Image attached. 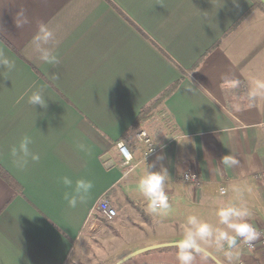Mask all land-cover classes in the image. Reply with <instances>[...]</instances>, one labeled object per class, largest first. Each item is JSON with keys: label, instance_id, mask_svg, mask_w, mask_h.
Instances as JSON below:
<instances>
[{"label": "crops", "instance_id": "1", "mask_svg": "<svg viewBox=\"0 0 264 264\" xmlns=\"http://www.w3.org/2000/svg\"><path fill=\"white\" fill-rule=\"evenodd\" d=\"M20 12L28 23L16 27ZM40 23L55 33V65L33 51ZM0 51L16 64L0 67V264H116L175 243L189 215L217 225L227 203L247 207L249 222L264 230V103L235 111L221 86L225 75L240 79L243 96L252 78L264 79V10L250 0H0ZM37 88L47 107L34 112L27 97ZM142 130L160 147L149 157L133 142ZM24 137L40 159L21 171L12 149ZM120 142L132 148L128 165ZM227 154L239 164L225 169ZM145 163L168 169L167 216L146 212L137 190ZM64 175L93 183L74 209ZM101 197L117 210L111 223L96 213ZM239 251L238 264H264L261 246ZM124 264L179 262L156 250Z\"/></svg>", "mask_w": 264, "mask_h": 264}, {"label": "clouds", "instance_id": "2", "mask_svg": "<svg viewBox=\"0 0 264 264\" xmlns=\"http://www.w3.org/2000/svg\"><path fill=\"white\" fill-rule=\"evenodd\" d=\"M235 3V0H233ZM19 19L15 22L16 27H22L28 23L23 12L18 13ZM55 33L45 23H40L38 32L32 40V48L37 59L45 64L55 65L58 63L57 56L48 45L54 42ZM0 67L6 68L9 72L16 68L13 59L9 58L3 51H0ZM240 79L225 75L222 80V87L233 93L234 103L232 109L239 111L242 104L247 102L248 107H254L258 103H264V79L254 77L250 81V86L243 96L237 94L241 88ZM27 103L32 107L41 109L47 107L44 90L37 88L27 97ZM35 112V111H34ZM31 140L24 137L18 148L12 149L15 158L14 164L21 171L28 165L29 161L36 162L40 159L39 153H34L31 148ZM163 147V146H161ZM163 155L156 157L157 161L163 160ZM219 163L229 169L239 164L233 155H224ZM155 164L145 163L143 175L137 183V190L145 198L146 212L154 216H167L171 212L169 195L165 191L167 183L171 180L168 169L160 166L159 170H153ZM60 183L68 189L64 192V199L69 208H76L78 204H84L93 189V183L89 179H73L71 175L60 177ZM227 189L221 188L220 195L224 196ZM242 199V195H241ZM218 217V224H210L198 215H189L182 223L180 238L175 242L177 249L176 258L179 264H193L196 255L206 258L210 249L222 253L227 264H238L241 244H249L256 240L259 233L256 227L249 222L251 215L249 209L244 206L227 203L218 208L215 212Z\"/></svg>", "mask_w": 264, "mask_h": 264}, {"label": "built area", "instance_id": "3", "mask_svg": "<svg viewBox=\"0 0 264 264\" xmlns=\"http://www.w3.org/2000/svg\"><path fill=\"white\" fill-rule=\"evenodd\" d=\"M136 146H141L144 149L145 155L144 157H149L160 150V147L154 142L152 137L144 130L138 131L134 135V141ZM117 149L119 155L121 157L122 162L125 165H128L133 159V152L132 148L128 146L124 142H120L117 144ZM260 178L264 179V170L259 174ZM180 180L185 183H192L195 182V177L190 174H184L181 176ZM264 207V206H263ZM96 213L103 219L105 223L113 222L118 214L117 210L112 207L110 202L105 198L101 197L95 206ZM259 235L256 240L252 241L249 244H243V246L249 250L253 251L259 245L263 249V259H264V230L258 232Z\"/></svg>", "mask_w": 264, "mask_h": 264}, {"label": "water", "instance_id": "4", "mask_svg": "<svg viewBox=\"0 0 264 264\" xmlns=\"http://www.w3.org/2000/svg\"><path fill=\"white\" fill-rule=\"evenodd\" d=\"M174 247H175V243H172V244H164V245H159V246H154V247H149V248L141 249V250L135 251V252L131 253L130 255L124 257L123 259H121L120 261H118L116 264H124L125 262L133 259L134 257L139 256V255H142V254L147 253V252L161 250V249H166V248H174ZM207 257L214 264H222L218 260H216L214 257H212L210 254Z\"/></svg>", "mask_w": 264, "mask_h": 264}, {"label": "trees", "instance_id": "5", "mask_svg": "<svg viewBox=\"0 0 264 264\" xmlns=\"http://www.w3.org/2000/svg\"><path fill=\"white\" fill-rule=\"evenodd\" d=\"M252 2V7L255 9H261L264 10V8L262 7V5L258 2V0H250ZM175 89V87L170 88L166 93H164L162 95L161 98L167 96L168 94H170L173 90ZM157 104V103H156ZM155 105V104H154ZM152 108V107H151ZM150 108V109H151ZM150 109L144 110L142 111V113H140V116L138 117V121H144L146 119L147 114L150 112ZM0 175L2 177L5 178V174L0 170ZM167 250H177L175 247L174 248H166V249H161L160 251H167ZM207 259H209L208 257H206ZM210 260V259H209ZM211 261V260H210Z\"/></svg>", "mask_w": 264, "mask_h": 264}, {"label": "rangeland", "instance_id": "6", "mask_svg": "<svg viewBox=\"0 0 264 264\" xmlns=\"http://www.w3.org/2000/svg\"><path fill=\"white\" fill-rule=\"evenodd\" d=\"M167 253H170V255H175V257H176L177 250H167ZM176 261H178L177 258H176ZM79 264H96V263H94L90 259L89 261H83ZM98 264H112V263H110L109 261L102 262V260H101V261H98ZM193 264H214V263L207 258H202L200 255H196V258H195Z\"/></svg>", "mask_w": 264, "mask_h": 264}]
</instances>
